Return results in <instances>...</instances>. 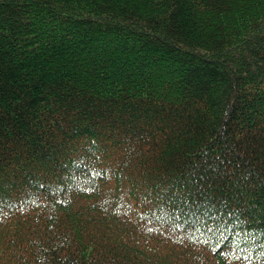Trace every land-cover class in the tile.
<instances>
[{
    "label": "trees",
    "instance_id": "obj_1",
    "mask_svg": "<svg viewBox=\"0 0 264 264\" xmlns=\"http://www.w3.org/2000/svg\"><path fill=\"white\" fill-rule=\"evenodd\" d=\"M0 264H264V0H0Z\"/></svg>",
    "mask_w": 264,
    "mask_h": 264
}]
</instances>
